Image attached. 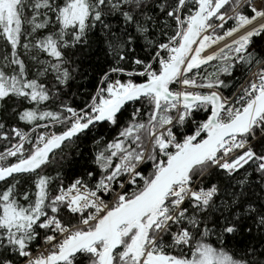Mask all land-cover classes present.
I'll use <instances>...</instances> for the list:
<instances>
[{
	"label": "trees",
	"instance_id": "1",
	"mask_svg": "<svg viewBox=\"0 0 264 264\" xmlns=\"http://www.w3.org/2000/svg\"><path fill=\"white\" fill-rule=\"evenodd\" d=\"M71 1L25 0L23 22H33L38 42L44 44L50 38L55 44L56 51L51 54L40 46L41 56L50 64L60 63L67 78L62 81L48 76L36 80L30 63L21 50L16 51L17 64L22 62L23 66L13 63L14 70L7 74L13 71L19 75L21 89L0 99V155L16 144L20 132L62 122L56 128L58 136L74 128L71 115L85 112L80 124L92 119L98 111L91 112V103L111 72L121 82L131 80L134 87L147 82L146 75L141 74L177 35L179 20L185 21L192 16L191 10L199 7L198 3L186 0H85L87 16L80 28L67 26L62 20ZM240 13L254 18L248 4L242 5ZM227 26L222 27L220 35ZM28 29L25 26V35ZM263 63L264 30L250 39L245 51L230 59L227 72L216 75L217 69L209 70L210 62L192 69L190 74L225 98H231ZM151 69L161 71L157 63ZM207 75L210 79L203 80ZM169 89L174 92L177 85L174 83ZM209 106H197L182 125L173 129L179 141L196 135L199 124L207 122L211 115ZM150 112L147 97L129 104L116 117L67 142L36 171L0 182V264H21L25 253L43 246L51 234L43 226L48 217L69 227L82 222L84 215L72 214L65 205L56 202L60 190L76 183L94 188L104 180H111L119 171L121 156L132 148L137 152L141 149L131 131L135 124L147 123ZM144 134L140 136L144 137L145 148L149 130ZM251 151L231 160L228 170L215 168L207 172L210 165L202 164L203 172L194 178L207 172L201 177L200 188L215 187L216 195L205 204L194 205L189 201L185 205L186 215L170 231L189 233L190 244L173 251L166 246L165 253L189 259L198 245L204 243L233 264H264V168L250 156L264 157V137ZM32 156L33 153L28 154L27 159ZM16 163L13 158L3 166ZM154 164L146 161L139 168L134 184L127 185L123 193L131 199L141 194L145 190L142 180L148 177L153 180ZM126 179L127 175L121 174L114 181L115 188L118 190V184ZM13 217L18 218L15 223H11ZM166 236L170 245L172 235ZM92 260V254L84 251L65 264H93Z\"/></svg>",
	"mask_w": 264,
	"mask_h": 264
},
{
	"label": "rangeland",
	"instance_id": "2",
	"mask_svg": "<svg viewBox=\"0 0 264 264\" xmlns=\"http://www.w3.org/2000/svg\"><path fill=\"white\" fill-rule=\"evenodd\" d=\"M114 1L117 2V0H110V2H114ZM187 1L189 2L194 1V3H198V4L200 3V0H187ZM252 1L254 2L256 0H212L211 1L206 15L205 29L207 30L213 29L216 40L211 41L210 39L201 36V38H199L197 44L195 45V49H193L189 53V55L184 59L181 72L183 71L185 75L184 79L189 86L197 87L198 89L200 88L211 89L213 93H211L210 95L214 93L218 95L220 94L216 89L209 88L200 81L195 80L196 77L194 75L191 76L190 72L192 73L193 72L192 69L197 68L198 66H201L203 64H208L210 62L212 63L210 64L212 67H209V70L211 68L217 69L215 72L216 75L227 72L229 69L228 63L230 59H232L233 57H235V55L242 52L240 50V47L243 46V44L247 40H250L253 36L260 33V31L264 30V25H263L257 28L256 31L244 36L240 40L225 45L226 46L225 48H222L217 52L213 53L212 56L210 57L202 56L204 52L216 47L218 42H221L224 39L233 36L235 33L244 29L247 24L251 23L252 21L254 22V20L258 18L256 16L255 10L252 9V5H251ZM245 4H248L249 8L254 12L253 19L252 18L248 19L247 17L243 16L240 13L242 5ZM24 5H25V0H0V99H2L4 96L11 93L12 91L21 89L20 87L21 78L19 77V75L13 71L12 73L7 74L9 70L11 69L14 70L12 68L13 63L17 64V60H19L18 58L15 57L16 55H18L17 54L18 50L19 51L21 50L25 59L30 63V68L34 72L33 76L36 80L43 79L48 76L54 78L58 77V79L62 81H65L67 78V73L64 69H62V65L60 63L50 64L45 57L41 56V53H43V51L40 48V46L43 49H46L51 54L55 49V44L53 41L52 42L50 41V38L47 39L44 44H41L34 38L35 27L33 22L30 21L29 23L25 24L22 19ZM195 12L196 11L191 10V15H192L191 17H187L185 21L179 20L180 27L179 30L177 31V35L174 38H172V40L169 43L166 44L167 47L165 52L163 53V55L165 56L162 57L161 64L159 65L161 71L174 59L176 51L180 45V42L185 32L187 31L189 25L191 24ZM86 16H87V8H86L85 0H72L65 7L64 13L62 15V20L63 21L65 20V24L67 26L79 25L81 28L85 23ZM226 24H228V26L226 27L227 29L224 30L223 35H220V30ZM25 26L29 28L28 29L29 33L27 35L24 34L27 33L24 32ZM3 42L4 45L3 47H1ZM197 49L202 50L200 55H197V51H196ZM17 65H19V67L21 68V66H23V63L19 62ZM161 71L157 72V70H151L148 74H144V75H146L148 81H150L156 79L160 75ZM115 76H116L115 73L111 72L103 79L102 81L103 87L98 91L96 97L93 100V102L96 103V110L98 112L112 105L126 92L135 88L131 80L121 82L119 81V79L115 78ZM178 76L179 73L167 83L166 88L169 91L171 85H173L174 83L175 85L178 84L177 82L179 78ZM208 79H210L209 75L203 78V80H208ZM170 92H172L174 95H179V96H196V97L199 96V95H193L192 92L190 91H185L182 94H179L177 89L174 92L173 91ZM147 100H148V104L151 106V112L148 116L149 122L147 121V123H142V124L137 123L134 125L131 131V133L136 134L135 142L140 143L139 148L141 149L139 150V152H137L133 148L130 151H126L120 158L119 171L115 173L114 177L111 180H104L103 182L108 184L114 183V181L118 179L121 174L126 175V171H128V168L130 169L129 171L130 173L127 175V177L130 175L132 177L133 172L135 171L132 169V167L135 168L140 165L142 166L146 161L151 160L153 163H155L152 170V172L155 173L153 180H150L149 177L144 178L142 180V184L145 185V189L148 188L151 185V183L159 176L160 172L163 171L167 166H169L170 163L173 161V159L176 157L175 156L168 164L167 160L162 159L159 156L158 150H160V146L164 145V142H162L160 138H165V134L170 132L171 130L170 126L172 124H173L172 128L173 127L175 128L178 125H182L184 121L187 120L188 117H190V115L192 114V110L196 109L197 106L204 105L207 107L210 105V104H199L194 106V105H186L183 104L182 102L170 103L160 98L157 95H150L147 97ZM71 118L74 119L73 125L74 128H76L82 122L83 117H81V115L78 114H73L71 115ZM219 120L220 119H218V121ZM209 121H210V117L207 120V122L199 124V127L197 129L198 134L203 131L204 127L209 123ZM219 122H221V120ZM147 124H150V126L147 127ZM148 130H149V135H147L148 137H146L147 146L144 148V145H142L144 141V137H141L140 135L142 136L145 135L144 133H146V131L148 134ZM257 131H259V129L257 128V125H255L254 123L246 133L242 135L233 136L235 138L231 137L232 140H227L223 142L217 149L216 153L217 152L218 153L216 154L215 157L212 156L209 159L202 162L201 164L195 166V168H193L190 171L188 176L181 181L182 185L179 187L180 192L178 195H176L173 199H170L168 198V196H166L159 204L158 209L155 213L150 212L141 219V224L144 226V234H143V239L141 241V247L144 252L149 249L155 251L157 250V248H161L163 252L160 254L165 257V262L170 264H233V262L228 258H226L223 254L217 253L216 251L211 249L208 245H204V243L203 244L200 243L198 245V248H196V250L189 259H185L184 257L181 256L176 257L173 254V252L169 254L165 253L164 250H166V246H168V248L172 249L173 251V249L176 250L178 246H182V245L188 246L190 244V235H189V238L185 242H179L182 243L180 245L179 243L175 242L174 239L173 242L171 241L170 245H167L166 235L169 234L168 231H170L171 226L173 227V225L176 222H179L181 218H183L186 215L185 209L182 210L183 207L182 208L180 207L181 204L183 203V199L185 198V196L189 194V190L193 188V185L197 181H200L202 176H205L207 172H210L214 167H216L218 163H220L218 157H220L222 163H225L226 159H231L236 155V152L238 151L235 150L236 148L238 147L239 148L242 147V149L249 148L251 146V145H247L249 144V142H251L249 140H253L257 138V136H259L260 134L262 135V133L259 132L257 133ZM262 132L264 133V128L262 129ZM197 133L196 135H198ZM206 136L207 133H203L200 140L206 138ZM190 139L191 138H188L184 141L182 140L180 141L184 143V146H186ZM249 149L248 152L251 153L252 151H249ZM1 155H0V170L3 169L1 168V166L4 164V162L5 161L7 162L9 160V158L2 157ZM250 156L253 157L254 162L256 163L260 161L259 160L260 158H258L256 155L251 154ZM251 157H249V159L252 160ZM203 163H207L210 166H208L206 173L199 175L198 179H195L194 175L203 172V167H204L202 165ZM230 168H231V164H230ZM135 176H137V174H135ZM186 185H188V188L185 187ZM200 187L201 184L199 182L197 188ZM61 191L62 189L60 190V192ZM215 195L211 193L208 194L207 195L208 197L206 198L207 200H205L204 202L195 201L192 199V197H190L187 200V202L184 204V206L187 205L189 201L194 202V205L205 204L208 201L212 200L214 198L213 196ZM129 198L131 200V197H128L127 200H129ZM177 212H179L178 213L179 215L178 214L176 215L175 220L172 219L173 221L168 226L169 227L168 231L164 230L168 222ZM17 220L18 218L13 217L11 223H15ZM96 227L93 226L89 228L88 227L81 228L77 231L76 236H80L84 233L93 231ZM170 233L172 232L170 231ZM138 234H139V229L135 227L134 224L131 223L125 225L120 230L121 248L115 253L114 258L112 260V264H145L146 260H144L143 258L144 255L143 256L140 255L134 247V243L138 238ZM179 234L181 236L182 232H180ZM49 237H51V234L49 235ZM107 246H108V242L104 241L100 245L95 246L87 251L91 253L93 256L94 259L92 260L93 264L101 263L103 254ZM155 252L158 254L157 251Z\"/></svg>",
	"mask_w": 264,
	"mask_h": 264
},
{
	"label": "water",
	"instance_id": "3",
	"mask_svg": "<svg viewBox=\"0 0 264 264\" xmlns=\"http://www.w3.org/2000/svg\"><path fill=\"white\" fill-rule=\"evenodd\" d=\"M211 1L200 0L199 7L180 42L174 59L161 71L156 79L140 84L126 92L115 103L97 113L92 119L58 135L31 158L0 170V182L16 175L34 172L48 162L49 158L67 142L88 131L92 126L116 117L127 105L150 95H157L170 103L182 102L186 105L210 104L211 106L210 121L203 131L188 141L187 145L176 155L170 165L160 172L159 176L148 188L137 197L124 203L119 209L110 212L93 231L76 237L66 244L58 255L45 259L38 264H65L79 253L88 251L104 241L108 242V246L100 264H112L114 254L120 246V230L130 223L139 229L134 247L143 256L141 241L143 239L144 226L141 224V219L150 212L155 213L159 204L169 194L170 190L181 183L195 166L212 157L219 146L227 139L246 133L264 113L263 92L234 120L227 124H221L218 118L222 102L218 94L214 93L197 97L179 96L174 95L166 88L167 83L179 73L185 57L197 44L201 31L206 26V15ZM249 45L250 40H247L240 47V50L245 51ZM196 51L197 55L202 52L201 49ZM203 133H207V136L200 140ZM148 261L149 264H170L156 259L153 255L148 257Z\"/></svg>",
	"mask_w": 264,
	"mask_h": 264
},
{
	"label": "built area",
	"instance_id": "4",
	"mask_svg": "<svg viewBox=\"0 0 264 264\" xmlns=\"http://www.w3.org/2000/svg\"><path fill=\"white\" fill-rule=\"evenodd\" d=\"M257 1L259 0H256L254 2ZM254 2L253 1L251 2L252 9ZM183 4L184 2L181 4V7L183 6ZM256 16L258 17L257 13ZM201 36L206 37L211 41L216 40L213 29L207 30L204 28L201 31L200 38ZM166 47H167L166 45L162 47L160 52L156 55L152 64L141 75L144 76V74H148L152 70L151 67L154 63H157L158 66L161 64L162 57L165 56L163 55V53L165 52ZM193 49H195V47ZM180 72L181 69L179 71V76H178L179 78L177 80L178 82L177 91L179 94H182L185 91H190L192 92L193 95H199V96L210 95L211 93H213L211 89H205V88L198 89L197 87L189 86L184 79L185 75L183 71L181 72V74ZM102 87L103 86L101 85L100 89H102ZM263 92H264V63L258 66L257 68H255L249 74L246 81L241 85L238 91L231 98H225L221 93L219 94L222 100L221 111L218 118L221 120L220 123L227 124L232 120H234ZM90 109L92 113H95L97 111L95 102L91 103ZM84 114L85 112H81L78 115H81V117H86ZM262 123H264V113L255 122V125H257V128L259 129L258 132L262 133V135L260 134L259 136H257V138L250 140L251 142H249L248 144L251 145L249 147L250 149L249 148L242 149V147L236 148L235 150L238 151L236 152V155L234 157L240 155L245 151H248V149L249 151H251L252 146L256 142H258L261 138L264 137V133L262 132L264 126ZM61 124L62 122L37 126L32 128L28 132L18 133L16 144L7 152L3 153V155L1 156L7 157L9 159L14 158L16 159L17 163L25 161L27 159L28 154L33 153V155H35L39 150L45 147L51 140H53L57 136L56 128ZM172 126L173 125L170 126L171 128L170 132L165 134V138H160V140L164 142V145L160 146V150H158L159 156L162 159L167 160L168 164L184 148V143L178 140V138L176 137L173 131L174 128H172ZM232 138H229L227 140H232ZM217 153H215L213 156L215 157ZM218 158L220 160V163H218L216 167H214L213 169L218 168L222 170H228L230 168L231 160H233V158L226 159L225 163L221 162L220 157ZM259 160H260L259 166L261 168H264V157L260 158ZM6 167H4L3 165L1 166V168H6ZM140 167L141 165L135 168L132 167V169L135 170L133 172V176L131 177L130 175L127 177L126 181L120 182L118 184V188H119L118 190L115 188V183L108 184L105 182L99 183L94 188H91L85 184L77 183L72 187L62 189V191L59 192V194L57 195L56 202L65 205L67 210L72 214L84 215L82 222L78 225L69 227V226H64L59 220L55 219L54 217L47 218L46 221L44 222V226L50 229L51 237L47 238L44 245L38 248L35 252L25 253V259L21 264H38L45 259H50L52 257H55L61 252L62 248L66 244H68L70 241H72L77 237L76 233L79 229L85 227L89 228L93 226L96 227L99 223H101L105 219V217L110 212L119 209L126 201H128L127 200L128 196L125 193H123V190L127 187V185L134 184L136 180L135 174L137 173ZM129 171L130 169L128 168V171H126V175L129 174ZM199 182L200 181H197L193 185V188L189 190V194L186 195L185 198L183 199V203L181 204L180 207V208L183 207L182 210L185 208L184 204L187 202V200L190 197H192V199L195 201L204 202L205 200H207L206 198L208 197L207 196L208 194L210 193L213 195L216 194L217 190L215 187L208 189L197 188ZM181 185L182 182L174 186L167 195L168 198L173 199L176 195H178L180 192L179 187ZM185 187L188 188V185H186ZM178 213L179 212H177L171 218V220L168 222L164 230L168 231L169 228L168 226L172 223L173 221L172 219L175 220L176 215ZM168 232L169 234L172 235V242L173 239L177 243L185 242L189 238V234L187 232H182L181 236L179 233H173V232L170 233V231ZM180 244L182 243H179V245ZM155 251H157L158 254ZM155 251L149 249L144 252L143 258L144 260H146L145 264L147 263L148 257L151 255H153L157 259H165V257L160 254L163 252L161 248H157V250Z\"/></svg>",
	"mask_w": 264,
	"mask_h": 264
},
{
	"label": "bare ground",
	"instance_id": "5",
	"mask_svg": "<svg viewBox=\"0 0 264 264\" xmlns=\"http://www.w3.org/2000/svg\"><path fill=\"white\" fill-rule=\"evenodd\" d=\"M253 9L256 11L258 18L252 21L251 23L247 24L244 29L240 30L239 32L235 33L233 36H230L224 39L221 42L217 43V46L204 52L202 54L203 57H210L213 53L217 52L218 50L225 48V45L231 44L237 40H240L244 36L254 32L257 28L264 25V0H259L254 2ZM156 56V55H155ZM107 81V80H106ZM107 83V82H106ZM104 90V89H103ZM99 96V95H98ZM195 106V105H194ZM220 121V120H219ZM264 124V123H263ZM173 125V124H172ZM169 126V125H168ZM175 126V125H174ZM167 128V127H166ZM174 128V127H173ZM82 134V133H81ZM198 134V133H197ZM250 141V140H249ZM248 145V144H247ZM259 163V162H258ZM130 173V172H129ZM137 174V173H136ZM23 175V174H22ZM128 175V174H127ZM188 176V175H187ZM186 176V177H187ZM124 182V181H123ZM77 184V183H76ZM99 184V183H98ZM200 186V185H199ZM119 189V188H118ZM205 189V188H204ZM214 197V196H213ZM179 215V214H178ZM172 227V226H171ZM164 228V227H163ZM50 230V229H49ZM172 231V230H171ZM166 232V231H165Z\"/></svg>",
	"mask_w": 264,
	"mask_h": 264
}]
</instances>
